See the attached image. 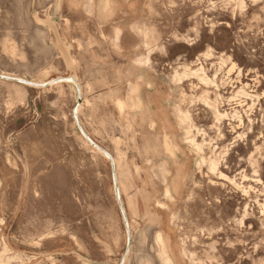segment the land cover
I'll return each instance as SVG.
<instances>
[{"label": "rangeland", "instance_id": "rangeland-1", "mask_svg": "<svg viewBox=\"0 0 264 264\" xmlns=\"http://www.w3.org/2000/svg\"><path fill=\"white\" fill-rule=\"evenodd\" d=\"M0 75V264H264V0H0Z\"/></svg>", "mask_w": 264, "mask_h": 264}, {"label": "bare ground", "instance_id": "bare-ground-1", "mask_svg": "<svg viewBox=\"0 0 264 264\" xmlns=\"http://www.w3.org/2000/svg\"><path fill=\"white\" fill-rule=\"evenodd\" d=\"M37 16V15H36ZM36 18V17H35ZM40 20V19H39ZM47 22V21H46ZM51 22V21H50ZM56 36V35H55ZM59 36V35H58ZM63 43V42H62ZM56 44V43H55ZM63 46H65V45H63ZM56 47V46H55ZM70 65V64H69ZM52 67H54V66H52ZM51 67V68H52ZM75 68H76V65H75ZM43 75V74H42ZM1 76V75H0ZM75 78V77H74ZM74 78H64L63 80H71V82H76V80L74 79ZM39 79V78H38ZM40 80V79H39ZM43 80V79H42ZM41 81V80H40ZM78 82V81H77ZM42 83V82H41ZM50 84V83H49ZM42 85V84H41ZM38 86V85H37ZM63 92V91H62ZM221 115V114H220ZM83 131V130H82ZM85 135V134H84ZM170 140V142H171V139H169ZM169 140H167V141H169ZM167 141H165V148H166V150L167 151H169L170 152V154L171 155H173L174 157H175V154L176 153H174L173 152V150H172V147H171V145H172V142L171 143H168ZM99 148V147H98ZM107 156V155H106ZM169 194V193H168ZM161 251V250H160Z\"/></svg>", "mask_w": 264, "mask_h": 264}]
</instances>
